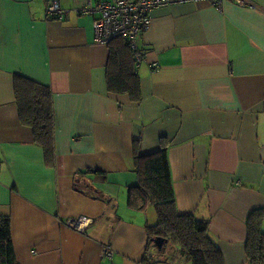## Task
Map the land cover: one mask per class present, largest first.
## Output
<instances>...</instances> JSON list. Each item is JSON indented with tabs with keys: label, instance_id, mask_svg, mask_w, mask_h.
Segmentation results:
<instances>
[{
	"label": "crops",
	"instance_id": "obj_1",
	"mask_svg": "<svg viewBox=\"0 0 264 264\" xmlns=\"http://www.w3.org/2000/svg\"><path fill=\"white\" fill-rule=\"evenodd\" d=\"M52 1L62 19L47 16ZM100 1L0 0V214L18 264H194L171 240H149L152 204L128 205L136 153L161 148L178 211L209 220L226 264H251L248 221L264 210V0L155 9L137 39L139 101L108 88L110 44L95 39L98 14L82 12ZM17 73L51 88L48 158L21 119ZM80 217L85 233L67 222Z\"/></svg>",
	"mask_w": 264,
	"mask_h": 264
},
{
	"label": "trees",
	"instance_id": "obj_2",
	"mask_svg": "<svg viewBox=\"0 0 264 264\" xmlns=\"http://www.w3.org/2000/svg\"><path fill=\"white\" fill-rule=\"evenodd\" d=\"M107 83L112 92L141 99V80L136 51L124 39L110 41ZM108 44V45H109ZM140 50V49H139ZM142 52V51H141ZM16 93L21 119L29 124L46 157L54 153L55 115L51 88L22 73L16 74ZM139 185L128 190V205L139 210L152 204L158 220L148 227L149 240L164 237L181 246L194 264H226L223 251L208 233L209 220L177 209L175 189L166 148L135 156ZM80 188V187H77ZM99 197L105 195L95 189ZM264 210L255 209L248 221L247 253L251 264H264ZM0 264H18L8 215L0 214Z\"/></svg>",
	"mask_w": 264,
	"mask_h": 264
},
{
	"label": "built area",
	"instance_id": "obj_3",
	"mask_svg": "<svg viewBox=\"0 0 264 264\" xmlns=\"http://www.w3.org/2000/svg\"><path fill=\"white\" fill-rule=\"evenodd\" d=\"M177 1L192 0H102L95 8L88 5L83 8L82 12L98 14L94 23L95 39L98 43L108 45L113 39L122 38L128 41L136 51V58L140 64L143 55L137 46L138 37L151 27L155 9ZM207 1L218 7L223 0ZM239 1L244 2L243 0ZM46 12L49 18L62 19L67 10L59 1H52L47 4ZM67 222L77 231L86 232L85 226L88 222L85 217L70 218ZM113 252L111 247H107L105 251L109 257L113 256Z\"/></svg>",
	"mask_w": 264,
	"mask_h": 264
},
{
	"label": "water",
	"instance_id": "obj_4",
	"mask_svg": "<svg viewBox=\"0 0 264 264\" xmlns=\"http://www.w3.org/2000/svg\"><path fill=\"white\" fill-rule=\"evenodd\" d=\"M155 243L159 247V249H162L163 244H165V239L163 237H156L155 238Z\"/></svg>",
	"mask_w": 264,
	"mask_h": 264
},
{
	"label": "rangeland",
	"instance_id": "obj_5",
	"mask_svg": "<svg viewBox=\"0 0 264 264\" xmlns=\"http://www.w3.org/2000/svg\"><path fill=\"white\" fill-rule=\"evenodd\" d=\"M119 208H120V206H119ZM150 211H151V210H150ZM179 249H180V251L182 252L181 247H180Z\"/></svg>",
	"mask_w": 264,
	"mask_h": 264
}]
</instances>
